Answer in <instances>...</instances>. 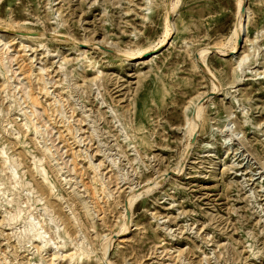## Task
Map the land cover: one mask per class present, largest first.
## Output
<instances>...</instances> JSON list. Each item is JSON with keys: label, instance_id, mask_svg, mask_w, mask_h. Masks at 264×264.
<instances>
[{"label": "rangeland", "instance_id": "374dc122", "mask_svg": "<svg viewBox=\"0 0 264 264\" xmlns=\"http://www.w3.org/2000/svg\"><path fill=\"white\" fill-rule=\"evenodd\" d=\"M239 1L0 0V264H264V0L230 53Z\"/></svg>", "mask_w": 264, "mask_h": 264}, {"label": "bare ground", "instance_id": "6f19581e", "mask_svg": "<svg viewBox=\"0 0 264 264\" xmlns=\"http://www.w3.org/2000/svg\"><path fill=\"white\" fill-rule=\"evenodd\" d=\"M169 5V4H168ZM238 5H239V12H238V20H237V22H236V24H235V28H234V35H235V41L230 45V53H236L237 51H239V49H240V44H239V42H240V33H241V31H242V22H241V17H242V14H241V7H242V1L240 0L239 1V3H238ZM172 9H173V7H172ZM169 20L167 19L166 20V25H165V34H164V36L163 37H165L167 34H168V24H167V22H168ZM4 30H0V33H2V34H4ZM67 37V36H66ZM166 38V37H165ZM163 40H165L164 38L160 41L161 42V44L160 45H162L163 44ZM84 45V44H83ZM85 45H86V43H85ZM208 48L209 47H206V48H203V49H201V50H199V52H198V57H199V59L202 61V63H204L205 64V54H206V52H207V50H208ZM144 50H142V49H138L137 51H136V53H140L141 54V51L143 52V53H145L146 52V50H145V48H143ZM148 49V48H147ZM150 49V48H149ZM126 52V51H125ZM128 52V51H127ZM126 52V53H127ZM125 53V54H126ZM135 52H128L126 55H127V57H130V56H132V57H135V58H137L138 56H134L135 54H136ZM124 54V55H125ZM1 58V57H0ZM244 59V56L243 57H241L239 60H238V65L242 62V60ZM205 66V65H204ZM209 71V70H208ZM210 72V71H209ZM216 84V83H215ZM214 86V85H213ZM217 88H215L214 89V91L215 90H218V86H216ZM220 89V88H219ZM201 110H202V105L200 104V101L196 104V106H195V112L193 113V116H192V121H190L191 122V124H190V126H189V133H191V134H193L196 130H197V127H198V123H197V121L199 120V118H200V116H201ZM219 166V165H218ZM217 167V166H216ZM162 175H163V173H162ZM161 175V176H162ZM161 176H160V179H161ZM159 182H160V180H158V181H155V182H153L154 184H153V186H156V185H158L159 184ZM151 186L152 185H150V183H149V185H144L143 187L144 188H141L142 189V191H140V189H139V192L137 191V192H135V193H131L132 195H130L127 199H128V205L129 206H131L132 205V203H133V201L136 199V197H138V195H140V193L141 192H146V191H148V190H150L151 189ZM135 191V190H134ZM129 193V192H128ZM130 194V193H129ZM31 223V222H30ZM32 224V223H31ZM30 224V225H31ZM29 225V226H30ZM34 225V224H33ZM33 225H31V228L33 227L34 228V226ZM125 228H127V226L126 225H123L122 226V228H121V230L123 231ZM31 231V230H30ZM125 231V230H124ZM33 241L34 242H42L43 240H42V238H41V236H40V234L39 233H36L34 236H33ZM44 242V241H43ZM108 247V246H107ZM106 250H108L107 248H105V251H104V253L106 252Z\"/></svg>", "mask_w": 264, "mask_h": 264}, {"label": "water", "instance_id": "95a60500", "mask_svg": "<svg viewBox=\"0 0 264 264\" xmlns=\"http://www.w3.org/2000/svg\"><path fill=\"white\" fill-rule=\"evenodd\" d=\"M241 43V42H240Z\"/></svg>", "mask_w": 264, "mask_h": 264}]
</instances>
